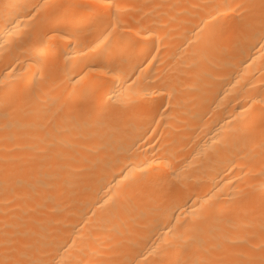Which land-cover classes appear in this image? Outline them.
<instances>
[{
  "label": "bare ground",
  "instance_id": "6f19581e",
  "mask_svg": "<svg viewBox=\"0 0 264 264\" xmlns=\"http://www.w3.org/2000/svg\"><path fill=\"white\" fill-rule=\"evenodd\" d=\"M0 264H264V0H0Z\"/></svg>",
  "mask_w": 264,
  "mask_h": 264
}]
</instances>
